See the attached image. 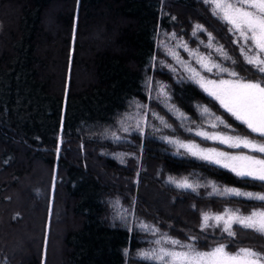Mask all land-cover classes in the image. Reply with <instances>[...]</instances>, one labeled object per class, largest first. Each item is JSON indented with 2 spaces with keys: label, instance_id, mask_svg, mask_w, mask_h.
I'll return each mask as SVG.
<instances>
[{
  "label": "trees",
  "instance_id": "16d2710c",
  "mask_svg": "<svg viewBox=\"0 0 264 264\" xmlns=\"http://www.w3.org/2000/svg\"><path fill=\"white\" fill-rule=\"evenodd\" d=\"M50 21L61 30L57 37L45 28ZM197 24L237 60L235 65L225 61L226 66L245 79L264 76L244 61L229 26L202 0H0V264H153L139 253L158 247L154 241L163 235L201 251L221 242L229 250L264 251V237L235 224V240L220 228L201 231L204 212L231 208L247 214L261 202L211 195L208 187L193 192L170 182L186 178L264 192L260 182L183 149L177 154L161 139L217 146L194 134L203 128L264 140L197 84L181 80L184 68L166 54L169 49L200 68L176 47L172 33L190 49L219 59L200 43H207L205 32L192 35ZM161 84L191 123L181 126L157 99ZM138 104L147 106V126L143 134L125 133L121 122L125 127L137 122ZM197 105L209 107L231 127L209 128ZM37 168L43 175L33 174ZM24 197L39 213L29 222ZM158 198L169 207L157 206ZM180 209L181 218L174 214ZM141 223L158 228L160 235L146 232ZM35 228L38 238L25 245L22 258L13 250L24 240L14 243L10 237Z\"/></svg>",
  "mask_w": 264,
  "mask_h": 264
},
{
  "label": "snow or ice",
  "instance_id": "6c2138e0",
  "mask_svg": "<svg viewBox=\"0 0 264 264\" xmlns=\"http://www.w3.org/2000/svg\"><path fill=\"white\" fill-rule=\"evenodd\" d=\"M202 2L209 6L213 16L229 26L228 32L234 37L233 43L238 44L244 61L252 65L259 73L264 74V0H202ZM200 32H205L207 35V43L205 44L204 41L200 43L213 50L219 59L212 55H204L199 52V49H190L187 42L178 39L176 34L172 33L171 38L176 41V47L183 48L188 52L200 68L197 70L192 67L189 62L180 57L177 51L169 49L166 54L184 68L185 75L181 76V80L197 84L231 117L245 125L251 133L264 138V76L256 80L241 77L234 68L226 66L224 63L227 61L235 65L237 60L229 55L223 45L216 43L215 37L208 33L202 25H195L192 35L197 36ZM170 70L176 71L175 68ZM157 99L163 100L169 111L177 115L181 126L184 121L191 123L186 114L170 103L171 96L166 85L159 86ZM196 107L200 114L206 118L209 128L216 129L221 125L226 129L231 127L209 107L201 105ZM137 108L140 110L137 122L125 127L122 121L121 130L123 132L130 133V130H135L143 134L147 126V116L143 113L147 111V106L138 104ZM152 115L160 121L161 125L172 129V125L159 114L152 113ZM186 131L192 132L193 129L187 127ZM194 134L201 137L202 140L219 143L231 149H247V152L229 153L216 148L201 147L195 142H185L178 137L163 136L161 139L173 145L177 149V154L183 149L187 154L199 160L227 169L241 179L247 178L260 182L264 186V140L239 134L209 132L203 128L197 129ZM113 138L120 139L115 134H113ZM253 153L261 155L257 156ZM119 158L123 162V154H120ZM170 182L176 184L177 187L193 192H198L199 187H208L212 189L211 195L241 197L261 202L257 210L247 214L231 208L221 213L204 212L201 231L208 228H220L222 233L235 240L237 235L233 230L235 224L264 237V192L242 191L238 188L224 187L215 182H208L204 185L193 184L186 178L180 181L170 178ZM140 227L153 235H160L158 228L144 223H141ZM190 239L197 238L190 237ZM154 243L158 247L150 251H141L140 259L153 262V264H264V251L254 247L239 246L229 250L227 245L221 242L208 251H201L194 243H184L166 235L161 236Z\"/></svg>",
  "mask_w": 264,
  "mask_h": 264
},
{
  "label": "rangeland",
  "instance_id": "374dc122",
  "mask_svg": "<svg viewBox=\"0 0 264 264\" xmlns=\"http://www.w3.org/2000/svg\"><path fill=\"white\" fill-rule=\"evenodd\" d=\"M45 28L54 37H57L58 36V33H61V30L57 26L53 25V22L52 21H50L47 24V27H45ZM218 145H220V147H217ZM217 146H212V147L211 146H201V147L216 148L218 150H224V151H227L229 153L247 152V149H231V148H227L225 145H221L219 143H217ZM253 155L259 156L261 154H259V153H253ZM33 174L43 175V173L41 172V170L38 169V168L35 169V170H33ZM23 188L24 189L27 188L26 185ZM24 198H23V203L24 204L25 203L27 204V209H28L27 213L25 214L26 215V222H29L31 219L35 218L37 216V214H39V213L36 211L34 204H31L30 205L29 204V200L26 199V198L24 199ZM156 201H157V206L159 205V207L161 209H166V208L169 207V206L166 205V203L161 198H158V200H156ZM35 203H36V201H35ZM174 214L177 215V217L181 218V216H183L185 214V211L183 209L182 210L180 209L179 211L175 212ZM22 226H24V223L22 224ZM22 230H24V229H21V231L18 233L17 236L10 237V238H13L14 239V243L15 242H19L20 238H22L24 240V246H21L19 250H13V252H16L17 254H19V256H21L22 258H24V257H26V253H25L26 250L24 251L25 245H27L31 241L32 242L33 241H36V239L38 238V231H37L36 228L35 229H32V230H28V232L27 231L26 232L25 231L23 232ZM0 244H2V241H0ZM53 264H54V262H53Z\"/></svg>",
  "mask_w": 264,
  "mask_h": 264
}]
</instances>
